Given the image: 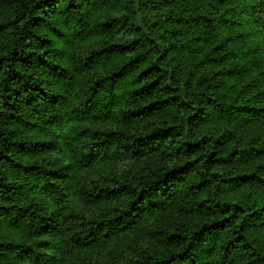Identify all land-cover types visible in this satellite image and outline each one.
I'll return each mask as SVG.
<instances>
[{
	"label": "trees",
	"instance_id": "16d2710c",
	"mask_svg": "<svg viewBox=\"0 0 264 264\" xmlns=\"http://www.w3.org/2000/svg\"><path fill=\"white\" fill-rule=\"evenodd\" d=\"M0 264H264V0H0Z\"/></svg>",
	"mask_w": 264,
	"mask_h": 264
}]
</instances>
